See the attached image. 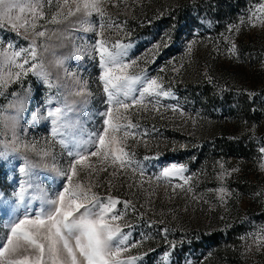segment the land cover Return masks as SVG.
<instances>
[{
  "label": "rangeland",
  "instance_id": "rangeland-1",
  "mask_svg": "<svg viewBox=\"0 0 264 264\" xmlns=\"http://www.w3.org/2000/svg\"><path fill=\"white\" fill-rule=\"evenodd\" d=\"M36 2L43 18L26 10L14 13L21 16L16 29L0 25V52L34 44L36 58L25 53V68L35 63L46 74L17 79L20 70L0 55V149L8 148L0 159V207L12 201L25 164L36 209L40 197H54L68 183L60 173L70 157L53 139L48 111L68 105L78 138L101 130L107 105L97 42L110 50L120 42L129 45L125 62L135 61L129 74L157 79L171 93L120 110V122L132 125L119 145L130 166L91 176L86 169L74 178L105 202L119 201L122 218L111 223L126 237L121 259L264 264V0H101L103 18L67 16L73 0ZM57 12L63 15L52 22ZM40 31L43 37L35 35ZM173 164L186 170L163 176Z\"/></svg>",
  "mask_w": 264,
  "mask_h": 264
},
{
  "label": "snow or ice",
  "instance_id": "snow-or-ice-1",
  "mask_svg": "<svg viewBox=\"0 0 264 264\" xmlns=\"http://www.w3.org/2000/svg\"><path fill=\"white\" fill-rule=\"evenodd\" d=\"M64 2L67 5L68 0ZM73 3L75 9L70 8L67 16L78 12L88 16L96 12L101 18L104 16L101 0H73ZM26 10L33 17L39 15L43 18L36 0H0V25L6 22L16 29L21 16L14 13L23 14ZM61 15L62 12L53 15L52 22H59L58 17ZM35 35L43 37L45 32H36ZM9 47L12 48L11 45ZM127 47L129 45L116 42L110 50L104 41L97 42L101 69L99 80L106 94L107 105V110L99 113L102 118L101 130L90 133L86 140L78 138L76 131H70L75 126L67 115L71 110L68 105L48 111L47 118H51L53 125V139L55 141L59 137L58 142L70 157L69 168L60 173L66 176L68 183L54 197H40L41 206L36 209L32 201L37 197L29 195L34 190L31 166L25 164L18 169L22 174L18 190L13 192V199L7 209L0 207V221H5L3 235H0V264H135V257L121 259V253L127 250L124 246L126 237L118 225L113 226L111 223L122 218L115 211L119 201L109 196L105 202L92 191L90 183L85 186L83 181L77 183L74 179L86 169H90L88 174L91 176L116 165L120 168L130 166L133 161L126 159L129 154L119 145L130 134L127 129L132 125L120 122L123 118L120 110L124 109L126 113L130 107L144 104L146 96L171 95L157 79L129 74L128 70L135 61L132 64L125 62ZM25 53L35 60L37 53L34 44L28 49L13 50L10 56L3 52L0 55L10 66L20 70L16 72L17 79L29 71L46 78L43 71H37L39 66L35 63L25 68L29 64ZM22 56L25 57L23 63H19ZM3 79L0 74V80ZM134 91L139 93V98L132 95ZM121 131L124 137L118 135ZM12 144L16 145L17 142L13 140ZM13 150H18V145ZM7 152V146L0 149V159H5ZM260 152L264 153V147L260 148ZM90 157H96L102 166L99 169L93 167ZM185 170L183 166L173 164L163 168L161 174L165 177L181 175ZM125 207H128L127 202Z\"/></svg>",
  "mask_w": 264,
  "mask_h": 264
}]
</instances>
